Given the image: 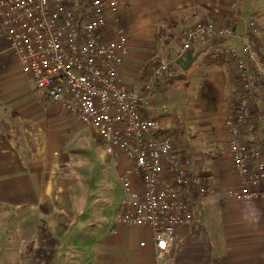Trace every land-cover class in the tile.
Wrapping results in <instances>:
<instances>
[{
	"label": "crops",
	"instance_id": "1",
	"mask_svg": "<svg viewBox=\"0 0 264 264\" xmlns=\"http://www.w3.org/2000/svg\"><path fill=\"white\" fill-rule=\"evenodd\" d=\"M120 1V21L110 17L103 35L113 38L119 26L130 34L121 85L140 87L161 63L172 65L155 83L151 111L171 134L172 150L190 159V174L206 188L194 203V223L179 227L158 257L151 228L116 222L123 198L114 214L109 207H88L85 183L72 169L79 143L97 134L35 89L9 51L1 23L0 207L23 227L32 225L33 261L39 264H264V198L230 195L237 178L225 119L241 95L236 64L212 56L217 44L239 47L247 32L264 59V0H240L237 12L233 0ZM184 7L175 38L163 44L158 24ZM201 22L233 26L236 35L201 39L181 53L184 32ZM109 156L117 179L125 158L117 152L115 165Z\"/></svg>",
	"mask_w": 264,
	"mask_h": 264
},
{
	"label": "built area",
	"instance_id": "2",
	"mask_svg": "<svg viewBox=\"0 0 264 264\" xmlns=\"http://www.w3.org/2000/svg\"><path fill=\"white\" fill-rule=\"evenodd\" d=\"M239 3L232 2L236 12ZM120 5V0H0V23L9 51L35 89L93 129L115 165L114 155L124 156L127 166L117 174L124 197L116 222L151 228L162 257L177 229L194 223V203L206 188L198 175L190 174V159L172 150L171 134L151 111L155 83L171 63L150 71L140 87L126 88L119 81L130 34L123 26L111 39L103 33L110 17L120 21ZM235 30L198 23L184 32L180 52L201 39L226 41ZM241 39L239 47L215 45L212 56L236 64L241 95L225 119L237 178L230 195L248 201L264 198V59L247 32Z\"/></svg>",
	"mask_w": 264,
	"mask_h": 264
},
{
	"label": "rangeland",
	"instance_id": "3",
	"mask_svg": "<svg viewBox=\"0 0 264 264\" xmlns=\"http://www.w3.org/2000/svg\"><path fill=\"white\" fill-rule=\"evenodd\" d=\"M93 139L79 143L77 149L80 152L75 153L72 172L85 183L88 207H109L110 213L114 214L124 196L123 186L114 176L109 149L108 152L97 135ZM4 208L0 207V264H39L29 253L30 247L33 251L32 225L23 227L14 214Z\"/></svg>",
	"mask_w": 264,
	"mask_h": 264
},
{
	"label": "trees",
	"instance_id": "4",
	"mask_svg": "<svg viewBox=\"0 0 264 264\" xmlns=\"http://www.w3.org/2000/svg\"><path fill=\"white\" fill-rule=\"evenodd\" d=\"M187 8L188 7H184L182 9L172 11L165 20L161 21L158 24L156 36L158 39H161L163 41V44L170 43L175 38V28L178 26L179 23V14L185 12ZM198 8L200 7H195L196 10ZM32 252V247H30L29 253L32 254Z\"/></svg>",
	"mask_w": 264,
	"mask_h": 264
}]
</instances>
